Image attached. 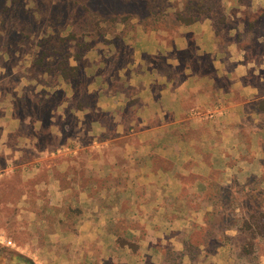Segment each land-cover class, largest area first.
Returning <instances> with one entry per match:
<instances>
[{
    "label": "crops",
    "instance_id": "0c3cea01",
    "mask_svg": "<svg viewBox=\"0 0 264 264\" xmlns=\"http://www.w3.org/2000/svg\"><path fill=\"white\" fill-rule=\"evenodd\" d=\"M178 29L171 43L141 31L129 42L132 66L123 68L129 87L112 84L122 71L85 86L92 102L51 113L61 123L21 117L20 95L0 92V190L14 173L31 185L16 201L19 215L48 226L53 249L67 243L61 264H171L168 249L182 251V238L206 225L226 177L246 178L244 123L256 122L248 104L264 98L246 80L261 82V68L237 45L219 44L209 21ZM191 48L196 61L210 57L211 69L183 61ZM217 102L224 115L210 119ZM198 203L201 218V208H192ZM225 248L218 245L214 260L184 256L181 264H223Z\"/></svg>",
    "mask_w": 264,
    "mask_h": 264
},
{
    "label": "rangeland",
    "instance_id": "374dc122",
    "mask_svg": "<svg viewBox=\"0 0 264 264\" xmlns=\"http://www.w3.org/2000/svg\"><path fill=\"white\" fill-rule=\"evenodd\" d=\"M197 21L211 22L219 44L237 45L246 61L261 68V82L251 74L246 81L263 92L264 0H0V92L20 95L14 102L21 117L43 116L46 124L51 118L61 123L53 112L92 102L94 94L86 93L85 86L89 89L104 80L107 83L122 71V79L115 78L112 84L129 87L124 81L129 70L123 68L132 66L133 44L129 42L141 31L171 43L179 24ZM191 49L181 53L183 61L193 69H211L210 57L196 61ZM222 105L217 102L212 106V119L224 115ZM263 106L264 98L248 104L249 115L256 122L247 118L244 123L245 162L241 166L249 170L246 178L244 174L226 177L228 183L222 186L218 200L208 205L212 215L204 214L205 205H192L201 208L200 218L204 214L209 220L182 238V251L168 249L166 262L181 264L184 256L192 260L211 256L214 260L212 256L223 243L226 248L218 257L223 264H264ZM66 121L72 122L70 118ZM254 131L259 133L252 136ZM1 186L0 264H27L18 255L31 264H61L59 256L64 249L65 259L67 243L53 249L46 241L49 227L29 221L27 214L19 215L16 201L31 185L14 173L4 178ZM71 255L73 252H68Z\"/></svg>",
    "mask_w": 264,
    "mask_h": 264
},
{
    "label": "trees",
    "instance_id": "16d2710c",
    "mask_svg": "<svg viewBox=\"0 0 264 264\" xmlns=\"http://www.w3.org/2000/svg\"><path fill=\"white\" fill-rule=\"evenodd\" d=\"M262 109L264 110V106H263ZM262 218H263V221H264V214H262ZM263 223H264V222H263ZM263 227H264V226H263ZM17 258H18V259H21V260H23V261H25L27 264H31L30 260L25 259L24 257H22V256H20V255H18Z\"/></svg>",
    "mask_w": 264,
    "mask_h": 264
},
{
    "label": "built area",
    "instance_id": "2783aa9c",
    "mask_svg": "<svg viewBox=\"0 0 264 264\" xmlns=\"http://www.w3.org/2000/svg\"><path fill=\"white\" fill-rule=\"evenodd\" d=\"M211 114L208 115V117L212 118L214 116V112H209Z\"/></svg>",
    "mask_w": 264,
    "mask_h": 264
}]
</instances>
